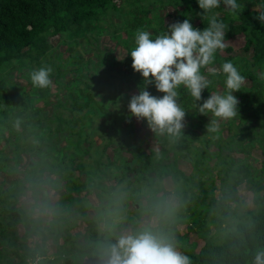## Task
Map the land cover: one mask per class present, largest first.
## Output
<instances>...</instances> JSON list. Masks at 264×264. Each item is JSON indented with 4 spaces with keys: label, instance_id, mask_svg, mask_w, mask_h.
<instances>
[{
    "label": "clouds",
    "instance_id": "9594fccd",
    "mask_svg": "<svg viewBox=\"0 0 264 264\" xmlns=\"http://www.w3.org/2000/svg\"><path fill=\"white\" fill-rule=\"evenodd\" d=\"M222 3L233 19L245 7ZM220 5L198 0L203 30L186 18L154 39L135 33L131 67L143 83L127 122L146 121L154 134L147 159L112 139L119 153L93 146L76 160L39 124L9 113L0 125V264H264V175L237 162L202 202L200 177L178 163L186 112L208 116V138L218 139L222 122L240 118L233 92L249 89L241 67L218 60L230 46ZM256 11L264 24V0ZM53 72L44 64L27 75L44 90ZM253 73L264 89V69ZM152 84L162 97L146 90ZM204 89L211 94L197 104ZM119 107V98L109 101L108 110Z\"/></svg>",
    "mask_w": 264,
    "mask_h": 264
},
{
    "label": "trees",
    "instance_id": "16d2710c",
    "mask_svg": "<svg viewBox=\"0 0 264 264\" xmlns=\"http://www.w3.org/2000/svg\"><path fill=\"white\" fill-rule=\"evenodd\" d=\"M238 2L245 5L238 18L233 19L225 12L222 0L220 9L216 11L222 19L228 22L225 38L243 35L244 49L252 52L251 58L229 54L218 56V60H232L243 69V73L250 81L248 90L235 91L233 95L240 101L239 119L253 118L255 121L253 126L260 124L259 129H262V133L255 130L256 127L252 128V124L239 121L236 123L235 135L239 141L238 150H241L243 154L248 155L256 144L263 149L262 164L259 169H255L243 158L235 159L228 153L223 156V148L232 149L235 142L234 136H229L225 147L221 138L215 140L208 138L206 116L195 110H188L186 112L188 120L184 129L187 138L182 149L190 155L187 158L193 161V168L197 174H202L204 171L201 165L210 156L207 150L210 143H216L219 149L218 156L222 155L221 161L213 164L217 168L216 176L210 175L209 181L202 179L199 181L202 202L207 201L209 191L215 188L216 179L222 181L224 173L237 162L244 163L246 170L250 173L255 171L264 175V121L262 117L264 89L256 83L253 73V70L264 69V24L256 18L259 15L256 9H252L262 0H238ZM126 4H128V9L125 7ZM149 4L152 5L151 8L148 7ZM163 5L175 9L176 13L172 23L182 22L188 18L195 28L203 30L207 27L200 15L203 10L199 8L198 0H146L143 4L139 0H0V125L4 123L9 113L26 116V119L47 130L58 150L73 156L76 160L86 156L89 149L93 147V137L96 133L90 129L95 127L102 134L99 137H107V141L102 146L106 153L108 146L112 144L113 129L122 131V128L116 125L112 110H108L109 101L115 102L119 98L122 102V110L125 111L133 94L124 92L123 87L125 86L127 90L135 89V94H138L139 86L143 83L141 74L134 72L131 67L132 58L129 52L134 43L135 33L137 29H151L154 39L155 34L166 31L170 24H165L162 17L155 16L156 24L152 25V20L147 16L158 6ZM113 13L121 15L120 22L114 23L111 17L108 21L103 19V16ZM195 19H198L197 24H194ZM101 22L107 23V28ZM121 30L126 32L125 38H121L119 34ZM106 31L110 32L114 39H118L119 44L129 53L121 62L126 72L118 73L117 84L102 81L108 72L100 73L96 64L92 67L94 69H89V62L75 50V46L81 44L79 40L87 41L90 35L96 37ZM51 36H58L61 42L67 44L65 59L51 55L50 52L54 49L48 40ZM226 50L230 51L231 47ZM106 61L107 58H104L97 63L105 64ZM116 63L110 59L109 65L112 67ZM44 64L53 67L52 79L55 84H60L59 80L66 74H74L67 86L64 102L57 101L55 104L51 102V87L44 90L32 87L28 72ZM14 72L19 73V76L26 81V85L13 81L11 75ZM109 88H112V91ZM146 90L157 97L164 95L156 90L154 84L148 85ZM180 92L184 93L183 87L180 88ZM210 94L208 89H204L202 99L197 104H202ZM39 102H42L43 106H38ZM49 105H55V109L48 115L45 108ZM127 116L128 113L121 114L120 119L127 120ZM99 118L104 120L96 124ZM133 121L132 117L130 123L126 122L124 136L117 144L147 159L148 152L141 147V143L145 140L135 133ZM232 123L234 120L225 123L229 130L233 127ZM140 124L147 127L146 121H140ZM197 128L201 131L197 132ZM145 135L147 136L148 132ZM128 139H132V143ZM61 140L65 141V145L59 147ZM194 141H200L203 148L191 147L190 144ZM84 142H89L90 145L85 146ZM117 144L113 148V155L121 151ZM77 153L80 156H77Z\"/></svg>",
    "mask_w": 264,
    "mask_h": 264
},
{
    "label": "rangeland",
    "instance_id": "374dc122",
    "mask_svg": "<svg viewBox=\"0 0 264 264\" xmlns=\"http://www.w3.org/2000/svg\"><path fill=\"white\" fill-rule=\"evenodd\" d=\"M139 2H141L142 4L146 2V0H139ZM258 4H256L252 9H256V6ZM128 4L125 5V7L128 9ZM149 8L152 7L151 4L148 5ZM176 11L173 7L168 6V5H163V6H158L154 11H152L151 13H148V17L152 20V25L156 24V18L155 16H160L163 18L164 23L165 24H171L173 22V16L175 15ZM112 18V21L114 23H118L121 21V15L118 13H113L110 15H106L103 16V19L105 21H108L109 18ZM198 19L194 20V24H197ZM103 26H105V28H107V23H103L101 22ZM111 29V27L109 28ZM147 31L151 32V29H148ZM119 34L121 35V38H125L126 37V32L124 30L119 31ZM130 39H132V37H130ZM226 41H228L230 43L231 50H226L225 49V53L223 54V56H227L229 54H231V56H238V57H245V58H251L252 52L249 50H245L244 49V38L243 35H237V36H233L230 38H225ZM49 42L54 46V49L51 50V55L54 57H62L63 59H65L67 57V44L64 42H61L60 38L58 36H51L49 37ZM79 42H81L80 45L75 46V50L80 53L82 55V58H84V60H87L89 62V69H91L92 67H95L94 64H96L98 70L100 71V73H104V72H108V74L106 75V78H103L102 81H107V82H114V83H118V73L119 72H126L125 71V67L123 66V64L121 63L122 60L126 57V49L124 47H122L119 42L118 39H114L112 37V35H110V32H104L102 35L100 36H93L90 35V38L85 41V40H79ZM119 55L121 57H123L125 55V57L121 60L118 59ZM104 58H107V61L105 64H99L97 62L103 60ZM110 59H112V61H116L117 63L114 64L112 67L109 65ZM61 60V59H60ZM36 68V67H35ZM94 69V68H92ZM107 70V71H106ZM74 77L73 73H68L66 74L63 78H61L60 84H55L54 80H53V85L50 88V91L52 93L50 100L51 102H53V104H55L57 101L60 102H64V100H66V94H67V86L70 83V80H72ZM11 78L13 79V81H19L20 84L22 85H26V81L24 79H22L19 76V73L14 72L11 75ZM249 81V80H248ZM249 85H250V81H249ZM248 85V86H249ZM82 86V85H81ZM110 91H112V88H109ZM123 91L124 92H129L130 94H135L136 90L132 89V90H127L126 87H123ZM38 106H43L42 102L38 103ZM55 109V105H49L45 108L46 113L49 115L53 112V110ZM112 110V115L113 118H115V122L116 125L120 126V128H122V131H118L117 129H113V133H112V139H115L117 141V143L120 141V139L122 138V136H124L123 132H124V125H126L127 120L121 118L120 116L121 114H127L128 113V109H126L125 111L122 110V102L120 101V107L118 110H116L115 108L111 109ZM122 110V111H121ZM263 117V121H264V114L262 115ZM207 124L209 122V117L206 116L205 117ZM99 122H102L104 119L103 118H99ZM133 123H134V128H135V133L141 137L144 138V142L141 143V147L148 152L149 147L151 146L152 142H153V136L154 134L151 132V130L148 127L142 126L140 124V122H138L136 120L135 117H133ZM185 120L187 122L188 118L185 117ZM239 121L244 122V124H252V128H255V130H257L259 133H262V129H259V125L257 124L255 126H253V123H255L253 118H249L248 120H241L239 118H237L236 120H234V123H232V129H228L227 125L225 123L227 122H222L221 123V130L218 133V137L221 138L223 140V146L225 147L229 136L233 135L234 136V144L232 146V149H226L223 148V156H225V154H230L231 157L235 158V159H239V158H243L244 160H246V162H248L249 164H251V166L255 169H259L261 167L262 164V151L263 149L256 144V146L254 147V149L247 155V154H243V152L241 150H238V140L237 137L235 135V132L237 131L236 128V123H238ZM244 126V125H243ZM197 132H200L201 130L199 128L196 129ZM148 132V135L146 136L145 133ZM146 136V137H145ZM218 138V139H219ZM130 140V141H129ZM107 141V139L105 138H101L97 135H95L93 137V146L96 147H100L101 145L103 146V144ZM128 141L130 143H132V139H128ZM65 145V141L61 140V142L59 143V147L60 146H64ZM85 146H89V142H84ZM190 146H194L197 149L203 148V144L200 141H194L192 144H190ZM115 147V144H110L108 146V149L106 150V153L109 155V157L113 156V148ZM208 150V154H210L209 157H207L205 163L203 165H201V168L204 170L202 172V174H197L196 170L193 168V161L188 160L187 157H189L190 155L185 153L184 157H181L178 161L180 167L182 169L187 170V172L190 174V176H192V179L194 180L196 177H200V180H206L209 181V176H213L215 177L217 174V168L215 167V163L220 162L221 161V156H218V146L216 143H210L207 147ZM116 154V153H115ZM114 154V155H115ZM211 168V170H210ZM218 180L216 179L215 181V185L216 182Z\"/></svg>",
    "mask_w": 264,
    "mask_h": 264
}]
</instances>
